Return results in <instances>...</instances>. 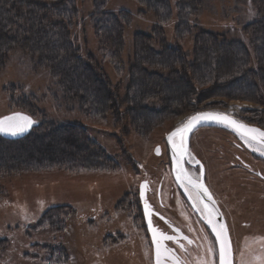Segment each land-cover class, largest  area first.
Returning <instances> with one entry per match:
<instances>
[{
  "label": "rangeland",
  "instance_id": "obj_1",
  "mask_svg": "<svg viewBox=\"0 0 264 264\" xmlns=\"http://www.w3.org/2000/svg\"><path fill=\"white\" fill-rule=\"evenodd\" d=\"M170 1L171 15L164 23L143 0L101 3L105 12L123 13L124 17L122 28L118 30L121 39L115 38L110 44L104 38L101 40L103 35L94 16L100 1L75 0L78 14L70 28L72 40L82 60L93 67L92 73L89 71L92 78L95 72L97 77L103 78L98 85L104 102L95 116L82 110L78 100H72L64 92L61 81H68V77L73 81L75 77L66 66L62 71L64 79L52 70V48L50 51V47L44 49L38 45V50L36 41L32 44L35 49L16 42L0 57V119L31 111L39 121L79 122L90 140L105 151L106 159L108 157L104 167H67L70 162L62 160L63 149L74 150L64 141L63 137L71 135L67 133L62 139L57 136L51 139L56 143L52 146L59 152H54L57 162L52 160L49 167L0 174V237L12 234L19 238L14 243L15 255H18L16 264L26 261L20 256L22 252L30 253L29 264L39 263L38 256H32L54 250L55 236L61 237L59 241L75 257L73 262L61 260L58 264H151L150 246L141 218L130 211L128 201H132L135 208L136 191L142 179L164 180L166 190L173 183L166 135L177 127L180 119L206 109L225 111L248 123L264 125L263 102L225 95L231 91L227 87L230 77L239 75L238 70L234 69L229 77L222 75L209 82L202 78L204 68L197 62L202 55L212 59L221 54L220 49L210 46L212 35L223 42L238 40L246 44L248 41L253 51L250 62L256 65L252 35L246 31L256 17L252 1L200 0L199 12L188 20L187 29L181 30L178 29L181 17L176 0ZM13 29L0 30L3 34L22 33L19 29L15 33ZM49 41L46 38L45 42ZM45 42L42 44L46 45ZM163 45L181 48L185 60L178 58L179 52H172ZM109 46L116 48V54L109 55ZM148 47L157 53H149ZM120 48H123L122 53L117 52ZM142 54L147 56L142 63L144 66L137 67ZM198 72L202 76L199 82L188 83L181 79L186 75L195 77ZM77 78L81 81L79 76ZM191 83L195 84V90L189 87ZM180 85L188 86L189 89H185L192 96L187 101L182 100L186 104L183 112L179 110L180 114L172 109L155 116V112L146 107L162 103L167 109H178ZM219 86L222 88H216ZM243 90L252 92L249 88ZM130 95L134 97L133 102L128 100ZM157 145L162 146L161 155L155 154ZM191 150L205 163L207 182L227 213L236 244V264H244L245 259L247 264H264V179L255 174L256 171L264 174V156L249 149L233 130L214 124L203 125L193 132ZM2 154L8 155L0 153L1 157ZM241 161L251 164L254 174L241 166ZM52 207L44 226L25 230L28 223L41 218ZM169 211L181 220L182 216L189 218L186 213L180 212L179 216L178 209ZM203 239L200 250L193 253V264L209 259L216 261L215 255L207 252L213 244ZM55 261L46 263L56 264Z\"/></svg>",
  "mask_w": 264,
  "mask_h": 264
},
{
  "label": "trees",
  "instance_id": "obj_2",
  "mask_svg": "<svg viewBox=\"0 0 264 264\" xmlns=\"http://www.w3.org/2000/svg\"><path fill=\"white\" fill-rule=\"evenodd\" d=\"M98 1H100L98 4L100 6L101 3L107 0ZM143 1H145L148 6H151L161 22L164 23L169 20L172 8L170 0ZM251 1L256 10V17L253 22L247 25L246 31L248 30L247 32L252 35L254 55L257 61L255 63L256 65H252L250 62L253 51L247 45L248 41L246 44L238 40L223 42L217 38H212V35H210V46H213V49H220L221 54L214 55L212 59L211 57H204V55H202L197 62L202 64L204 76L202 77L201 73L198 72L194 75L195 77L189 78L186 75L184 79V76H182V80L188 81V83L191 81L199 82L202 78L209 80V82L210 80L216 81L218 78H221L222 75H227L226 77H229L232 75V71L236 69L240 74L230 77V82L227 84V87L231 91L225 93V95L229 98H240L264 103V0ZM199 2L200 0H176V6L179 16L181 17L179 30L183 28L187 29L188 20L199 12ZM102 7L100 6V8L96 9V15L94 16H96L97 23H99L100 34L103 35L101 36V40L104 38L106 43L108 42L111 44L115 41V38L118 39L119 37V39H121V35L118 36V30L122 28L124 23L122 19L124 17H122L123 13L105 12ZM77 14L78 10L75 5V0H0V29L5 27L7 32L10 30L12 31V28H14L13 32L17 29L22 32H19L20 34H3L0 30V57L6 54L5 50L9 49L11 45L16 42L23 47L33 48L34 45L32 44L36 41L38 50V45H42L44 49L50 47V51L52 48V60L50 61V65H53L52 70L64 79L62 71L64 70L63 67L66 66V68L74 74L73 77H75L73 80L75 82L74 84L69 77L68 81L65 79L63 82L61 81L64 92L72 100H74V98L77 99L78 106L82 110L88 112L90 116H95L100 113L102 103L104 102L101 98L100 86L98 85V83L103 82V78L97 77L96 75L98 73L96 72L93 74V76L95 75L94 78H92L91 71L93 67L84 62L76 51V45L72 40L70 28L74 26ZM203 33H200V35ZM46 38L50 41L45 42ZM44 42L47 46L42 44ZM213 43L215 45H213ZM163 46L170 49L172 52H179L178 58L185 60V54H182L181 48L176 49L168 45ZM204 46V44H200V47L206 48ZM33 49H35V47ZM115 49L116 48L111 46L108 47L110 56L116 54ZM170 50L166 52L171 54ZM223 50L227 51L224 53ZM122 51L123 48H120L117 52L122 53ZM148 51L152 54L157 53V50H155V52L151 47H148ZM160 53L161 52H159V55H161ZM145 57L147 58L145 55L139 58L137 67L144 66L142 63L145 61ZM44 59H46V55H44ZM163 61L165 60L163 59ZM233 65L237 66L234 67ZM175 73L178 74V70L175 71ZM77 76L81 78V81H79ZM90 77L93 83L90 82ZM165 79L168 80V78ZM186 85H182V87L181 85L179 86L181 87V98L178 100V109H176V107L167 109L162 103L148 104L146 107L155 112V116H159L158 114H165L172 109H174V113L179 112V110L181 112L184 110L183 108L185 107L187 99L192 97L191 93L189 95L187 91L189 88ZM221 86L223 87V85ZM221 86L216 88L221 89ZM185 87H187V89H185ZM189 87L195 90V84L193 85L191 83ZM248 88L251 89L252 92L243 90ZM110 89L113 90L112 87ZM183 89H185L184 92H182ZM140 91L141 90L138 89V92ZM184 99H186V101L182 103ZM128 100L133 102L134 97L132 98L130 95V99ZM162 111L164 112L162 113ZM26 112L28 113L22 114H28L33 121H36L25 134L17 137H9L0 133V153L8 154L7 156L5 154H2L3 157L0 156V161L4 162L0 164V174L2 172H21L27 169L38 170L49 167L52 160H54V163L57 162L54 158L57 157V153L54 152H59L55 150V145L54 147L52 146V144L56 143L51 141V139H55L56 136L62 139L67 133L71 135L68 138L63 137L64 141L66 144L70 145L69 147L74 148V150L68 151L63 149L61 154L63 161L70 162L67 163V167H104L106 160H108V157L106 159L105 151L97 143L90 140L86 134L85 127L81 123H51L47 119L39 121L34 117L31 111ZM180 112L177 114H180ZM12 150L13 154L11 153ZM16 150L18 151L17 153ZM53 208L54 207L46 211L41 218L28 223L25 226V230L38 229L44 226L46 222L45 218L49 216L48 213ZM59 224L60 223L57 222L56 226ZM59 238L61 239V237L55 236V245H53L55 246L54 250L48 251V253H37L35 256H32L33 258L38 256L39 260V263L32 264H41V262L47 264L46 262L49 260H57L55 261L56 264H58V261L60 263L61 260L63 262H73L75 259L73 253L70 252L69 248L64 245L62 241H59ZM17 239L19 238L12 234H8L6 237H0V264H16V257L18 255H15L16 251L14 249H16V244L14 243H17ZM29 254L30 253L27 252H22V254H20L21 258L26 259V261L21 262V264H29ZM32 257L30 258L32 259Z\"/></svg>",
  "mask_w": 264,
  "mask_h": 264
},
{
  "label": "snow or ice",
  "instance_id": "obj_3",
  "mask_svg": "<svg viewBox=\"0 0 264 264\" xmlns=\"http://www.w3.org/2000/svg\"><path fill=\"white\" fill-rule=\"evenodd\" d=\"M214 121L225 125L235 131L241 140L253 148V151H259L264 155V131L259 128L249 127L247 124L234 119L232 116L224 113L201 112L187 119L186 122L176 127L167 135V142L171 145L172 160L174 163V171L177 182L184 188L189 199L192 201L193 208L202 214L203 220L210 226L215 237V243L218 244V264H233V249L230 240L229 230L225 223L218 222L217 217L220 215L216 207V201L213 199L208 188L203 182V167H200V175L196 176L185 168V163L200 164L199 160H195L188 149V134L202 122ZM34 121L27 115L16 113L5 116L0 119V133L18 135L28 131ZM159 154V148H157ZM147 183L140 186V196L144 200L145 215L148 218V228L151 232V243L154 247V264H181L176 251L173 247H169L167 242H173L180 249H185L182 240L192 244L193 241L187 236H181L179 229L172 228L175 234H168L164 230L154 226V213L151 205L145 197ZM205 198H207L205 200ZM159 219L165 220L163 216ZM165 223H168L165 220ZM171 228V225L169 224ZM207 252L210 255H216L217 249L214 245H209ZM259 259V258H258ZM202 264H217L212 259L203 261Z\"/></svg>",
  "mask_w": 264,
  "mask_h": 264
},
{
  "label": "flooded vegetation",
  "instance_id": "obj_4",
  "mask_svg": "<svg viewBox=\"0 0 264 264\" xmlns=\"http://www.w3.org/2000/svg\"><path fill=\"white\" fill-rule=\"evenodd\" d=\"M167 145V149H168V153H169V158H170V170H171V176H172V184L169 185V188L166 190V186L164 184V180H160L158 182H156L155 180H153L152 178H145L142 179L139 183V187L138 190L136 191V202H135V208H134V203L132 201H128V208H130V211H135L136 214L138 215V218H141L142 221V226L145 230L146 236H147V240H148V245L150 246V256H151V264H154V247L151 243V235L147 229L146 226V218H145V214H144V208H143V200L140 196V186L141 183L143 181H147V194L144 197V199H147L148 203L151 205L154 213H158L159 216H163L165 218V220L168 223H165V220H161L159 219V216L157 215H153L152 220H153V224L164 230L166 233L168 234H175L172 232V228L175 229H179V234L181 236H187L190 240L193 241L192 244H188L187 241L182 240L181 242L184 243L185 245V249H180L176 244H174L173 242H167L169 247H173L176 251V255L178 256L181 264H193V253L197 252L198 250H200L201 248V240L203 238L207 239V241H210V244H213L215 246V248L217 249V254L215 255L217 264H218V246L215 243V237L213 235V233L211 232V230L209 229V227L204 223V221L200 218V216L198 215V213L194 210L191 201L187 195V193L185 191H183V189L177 184L174 175H173V171H172V162H171V157H170V151H169V147L168 144L166 142ZM158 146V145H157ZM156 146V147H157ZM161 146V145H160ZM162 148V146H161ZM237 157H239V159L241 160V157L237 155ZM204 163V162H203ZM205 165V163H204ZM241 166L246 167L248 169H250V171L252 172L251 174H254V168H251V164H248L247 162H242L241 161ZM189 169L191 171V173H193L194 175H200V167H192L189 166ZM205 169H206V165H205ZM207 170V169H206ZM258 177L264 179V174L260 175L258 171H256L255 173ZM206 182H207V178H206ZM208 184V182H207ZM168 185V184H167ZM209 188L211 189V186L208 184ZM213 195L215 196V193L213 192V190L211 189ZM216 198V197H215ZM217 199V198H216ZM224 215L225 218L227 220L228 226H229V231H230V235L232 238V242H233V247H234V258H235V264H236V244L234 241V235H233V231L232 228L229 224L228 218H227V213L224 210L223 206L220 204L219 200L217 199ZM131 204V207H129ZM170 209H178L177 213L180 215L181 214H188L189 218H187L186 216H182L184 219L181 220V218H178L175 214L171 213L169 210ZM138 212V213H137ZM191 223H193L194 225H198L197 228L196 226L192 227ZM169 224L171 225V228L169 227ZM202 232V236L201 235ZM130 235H128L127 237H129ZM126 238H124L123 240H125ZM130 239V238H129ZM204 240V239H203Z\"/></svg>",
  "mask_w": 264,
  "mask_h": 264
},
{
  "label": "water",
  "instance_id": "obj_5",
  "mask_svg": "<svg viewBox=\"0 0 264 264\" xmlns=\"http://www.w3.org/2000/svg\"><path fill=\"white\" fill-rule=\"evenodd\" d=\"M201 112H209V113H224V114H228V115H230V116H232L234 119H236V120H238V121H241V122H243V123H245V124H247L249 127H255V128H259V129H261L262 131H264V127H262V126H260V125H256V124H252V123H248V122H246V121H244V120H242V119H240V118H238V117H236L235 115H233V114H231V113H228V112H225V111H220V110H214V109H206V110H201V111H197V112H195L194 114H192L191 116H194V115H196L197 113H201ZM20 114H22V113H20ZM11 115H13V114H11ZM23 115H25V114H23ZM10 116V115H9ZM28 116V115H27ZM191 116H189V117H191ZM30 117V116H29ZM3 119V118H2ZM188 119V118H187ZM187 119L185 120V122L187 121ZM184 123V122H183ZM182 123V124H183ZM208 124H214V125H221V126H225V125H223V124H220V123H216V122H214V121H209V122H202V123H200L199 125H197L193 130H192V132H190L189 134H188V141H187V145H188V149H189V151L191 152V154H192V156L195 158V160H199L200 161V164L199 165H196V164H194V163H185V168L191 173V171H190V169H189V167H188V165L189 166H192V167H197V166H199V167H201V165H202V167H203V182H204V184H205V186L208 188V190H209V192L211 193V195H212V197H213V199L216 201V207H217V209H218V212L220 213V215L217 217V220H218V222H223V223H225L226 225H227V227H228V230H229V226H228V223H227V220H226V218H225V215H224V213H223V211H222V209H221V207H220V205H219V203H218V201H217V199L215 198V196L213 195V193H212V191H211V189L209 188V186H208V184H207V182H206V169H205V165H204V163H203V161L201 160V159H199L193 152H192V150H191V137H192V134H193V132L197 129V128H199V127H201V126H203V125H208ZM177 127H179V126H177ZM226 127V126H225ZM176 128V127H175ZM174 128V129H175ZM227 128H229V127H227ZM174 129H172L171 131H173ZM229 129H231V128H229ZM232 130V129H231ZM170 131V132H171ZM27 132V131H26ZM26 132H24V133H22V134H18V135H10V134H5V133H1V134H3V135H6V136H9V137H17V136H21V135H23V134H25ZM169 132V133H170ZM235 132V131H234ZM168 133V134H169ZM167 134V135H168ZM167 135H166V142H167ZM167 144H168V147H169V151H170V157H171V162H172V171H173V175H174V178H175V180H176V177H175V171H174V163H173V160H172V149H171V145L167 142ZM157 148H159V154H157ZM161 153H162V148H161V146L160 145H158L156 148H155V154L156 155H161ZM193 174V173H192ZM260 175H262V173H259ZM147 183V181H143L141 184H143V183ZM176 182H177V180H176ZM177 184L181 187V185L177 182ZM182 189H183V191H185L184 190V188L183 187H181ZM146 194H147V189L145 190V196H146ZM207 198H205V200H206ZM143 200V199H142ZM191 201V200H190ZM191 204H192V201H191ZM143 208H144V200H143ZM195 210V209H194ZM196 211V210H195ZM197 212V211H196ZM198 213V215L200 216V218L203 220V218H202V214L201 213H199V212H197ZM144 214H145V210H144ZM145 218H146V226H147V229H148V231H149V228H148V218H147V216L145 215ZM204 221V220H203ZM204 223L207 225V223L204 221ZM155 226V225H154ZM208 227H209V229L211 230V228H210V226L209 225H207ZM212 232V231H211ZM149 233H150V235H151V232L149 231ZM214 235V234H213ZM229 235H230V231H229ZM230 240H231V242H232V238H231V235H230ZM217 246H218V244H217ZM232 249H233V264H235V258H234V247H233V242H232Z\"/></svg>",
  "mask_w": 264,
  "mask_h": 264
},
{
  "label": "bare ground",
  "instance_id": "obj_6",
  "mask_svg": "<svg viewBox=\"0 0 264 264\" xmlns=\"http://www.w3.org/2000/svg\"><path fill=\"white\" fill-rule=\"evenodd\" d=\"M195 112H197V111H194V112L191 113L189 116H191V115L194 114ZM189 116H188L187 118H189ZM187 118H186V119H187ZM186 119H185V120H186ZM185 120L180 119V121H179L180 123H178L177 126H180L183 122H185ZM199 128H200V127H199ZM197 129H198V128H197ZM244 143H245V142H244ZM245 144H246V143H245ZM246 145H247V147H249V149H251V150L253 151V148H252V147H250L248 144H246ZM254 152H256V153H258L259 155H261L259 151H254ZM262 156H264V155H262ZM198 176H199V175H198ZM206 176H207V170H206ZM243 255H244V253L242 252V253H241V258L243 257V260H244V256H243ZM239 256H240V252H239ZM244 264H247V263H246V259H245Z\"/></svg>",
  "mask_w": 264,
  "mask_h": 264
}]
</instances>
